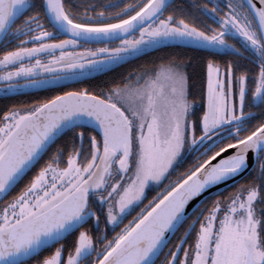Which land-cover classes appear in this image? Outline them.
<instances>
[{"label": "snow or ice", "instance_id": "obj_1", "mask_svg": "<svg viewBox=\"0 0 264 264\" xmlns=\"http://www.w3.org/2000/svg\"><path fill=\"white\" fill-rule=\"evenodd\" d=\"M165 43L212 57L199 105L167 59L0 113V264H264V0H0V93L106 73Z\"/></svg>", "mask_w": 264, "mask_h": 264}, {"label": "trees", "instance_id": "obj_2", "mask_svg": "<svg viewBox=\"0 0 264 264\" xmlns=\"http://www.w3.org/2000/svg\"><path fill=\"white\" fill-rule=\"evenodd\" d=\"M195 2H199V0H176L173 3L176 6L188 7ZM211 58L212 57L208 56L207 50L203 48H198L183 43L166 44L152 51L145 52L139 57L129 62L116 66L113 70H110L106 73H98L97 76L91 79H85L84 81L77 83L75 86H71L70 88L68 85L67 88H65V86L63 85L67 82H73L74 80L63 81L60 83V86L58 87L56 85H53L49 88H43V89L41 88L36 91L28 90L23 93H16L9 96H0V113H2L4 110H6L7 107H11L12 105L21 106V105L32 104L33 102L50 98V96L55 95L62 90H72L73 88H76L78 86L86 87L90 91H98L101 88L105 87L106 85L110 84L112 81L119 80L121 76L127 74L129 71H133L145 66L150 67L154 63H158L161 60H167V59H175L178 62H183L184 70L186 71L188 76L190 95L193 99H195L200 103L201 96L206 88V69H207L206 62L208 59ZM215 59L222 67L226 57L219 55L215 57ZM241 64H243L245 67L248 68L251 67V65H249L246 61H241ZM253 123H255V121H253ZM71 136H72L71 132H66L56 141V143L53 145V148H55L56 145L65 144L67 141L71 139ZM190 164L191 163L183 162L182 168L180 170H183V168H187ZM32 174L33 173H31L30 175L28 174L27 180L22 184L20 183L21 185L18 184L16 188L18 189L22 188ZM247 177L248 175L237 184L247 182ZM234 186L230 188H226L217 193H214L213 195L208 197L202 204L209 201L211 198H214L218 193H224L226 195L228 192L232 191ZM85 227H89V225H86ZM185 228L186 225H183L180 231L176 233V235L177 236L181 235ZM73 238H74L73 235H70L64 240L63 243L66 246L71 245ZM175 239L176 236H173L172 240L175 241ZM47 254L48 252H43L40 258H42L43 255H47ZM36 259L37 258H33L32 260H29V262H32L31 264H36ZM158 263L159 261L157 262V264Z\"/></svg>", "mask_w": 264, "mask_h": 264}, {"label": "water", "instance_id": "obj_3", "mask_svg": "<svg viewBox=\"0 0 264 264\" xmlns=\"http://www.w3.org/2000/svg\"><path fill=\"white\" fill-rule=\"evenodd\" d=\"M176 0H172V2H174ZM137 56H134L132 58H130L129 60H132L133 58H135ZM128 60V61H129ZM66 84V83H65ZM57 86V85H56ZM58 86H60V84H58ZM62 136V135H61ZM60 136V137H61ZM59 137V138H60ZM58 138V139H59ZM57 139V140H58ZM229 152H231V150H228ZM248 175L247 172L241 174L240 176H237V177H234L232 179H229L227 181H225L224 183L222 184H219V185H216V186H213L212 188H210L208 191H206L201 197H198L196 199V201L194 203L191 204V206L188 208V214L189 216H191V214L201 206V204L208 198L210 197L211 195H213L214 193H217L219 191H222L226 188H230L232 186H234L235 184H237L238 182H240L241 180H243L246 176ZM173 238V237H172ZM30 259L32 258H29L27 261H29ZM26 261V262H27Z\"/></svg>", "mask_w": 264, "mask_h": 264}, {"label": "rangeland", "instance_id": "obj_4", "mask_svg": "<svg viewBox=\"0 0 264 264\" xmlns=\"http://www.w3.org/2000/svg\"><path fill=\"white\" fill-rule=\"evenodd\" d=\"M166 44H171V43H166ZM166 44H162V45H159V46H155V47H152V48H154V49H157L158 47H160V46H164V45H166ZM142 55V54H141ZM140 55H138L137 57H139ZM137 57H135V58H137ZM135 58H133V59H135ZM132 59V60H133ZM129 61H131V60H129ZM129 61H127V62H129ZM126 63V62H125ZM98 74H95V75H93V76H89V77H86V79H91V78H93V77H95V76H97ZM206 81H207V69H206ZM78 82H67L66 84H64L63 86H66V85H68L69 86V88L71 87V86H75L76 84H77ZM57 87H58V85H57ZM79 87V86H78ZM49 88V87H48ZM39 89H41V88H39ZM43 89V88H42ZM27 90H29V91H36V90H38V89H31V88H29V89H23V90H20V91H18V92H16V93H23V92H25V91H27ZM99 91V90H98ZM98 91H95V92H98ZM16 93H14V94H16ZM10 95H13V94H10ZM0 96H4L2 93H0ZM193 152H196V151H194V150H192V149H188L185 153H184V156H185V154L186 153H188V154H191V153H193ZM186 158H187V155H186V157L184 158V160H186ZM190 158H192V156L190 157ZM189 160V159H188ZM36 169H33V171H35ZM31 173H29V175H30ZM27 180V177L22 181V183L23 182H25ZM21 183V182H20ZM21 183V184H22ZM20 184V185H21ZM18 186V185H17ZM16 186V187H17ZM20 189H18V188H15L10 194H9V196H7V197H5V199L7 200V199H10L11 198V196L12 195H15V194H17L16 192H18ZM3 202L2 201H0V204H2ZM138 211V210H137ZM131 219V218H130ZM67 238V237H66ZM33 259V258H32ZM32 259H30V260H32ZM27 262H29V261H27ZM32 262H29V263H27V264H31Z\"/></svg>", "mask_w": 264, "mask_h": 264}, {"label": "flooded vegetation", "instance_id": "obj_5", "mask_svg": "<svg viewBox=\"0 0 264 264\" xmlns=\"http://www.w3.org/2000/svg\"><path fill=\"white\" fill-rule=\"evenodd\" d=\"M60 38H63V37H60ZM166 44V43H165ZM152 50H154V48H149V49H147V50H145V52H148V51H152ZM144 52V53H145ZM86 79V77H84V78H81V79H79V80H74L73 82H78V83H80V82H82V81H84ZM188 89H189V85H188ZM206 89V88H205ZM189 95H190V89H189ZM190 99H193L192 97H191V95H190ZM197 104L199 105V102L197 101ZM200 151H203V149L201 148L200 149ZM186 155H187V158H186V160H184V163H192L193 161H194V159L196 158V156H197V152H193V153H191V154H188V153H186L185 154V156H184V158L186 157ZM192 156V158H190ZM189 159V160H188ZM187 161V162H186ZM27 176H25L24 178H23V180L26 178ZM23 180H21L20 182L22 183V181ZM20 182L18 183V184H20ZM17 184V185H18ZM155 194V192L153 191V192H149L148 193V198L149 199H151V197H152V195H154ZM145 203H147V200H145ZM137 210H139V209H137ZM132 215H135V212H133L132 213ZM131 218V216H129L128 217V219H130ZM127 222V220H125V223ZM122 226V225H121ZM118 230V229H117ZM70 236V235H69ZM68 236V237H69ZM64 242V241H63ZM26 264H27V262H26ZM159 264V263H158Z\"/></svg>", "mask_w": 264, "mask_h": 264}]
</instances>
